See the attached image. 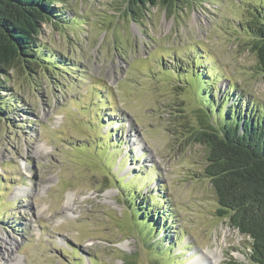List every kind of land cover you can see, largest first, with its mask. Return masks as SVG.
<instances>
[{
	"label": "rangeland",
	"instance_id": "374dc122",
	"mask_svg": "<svg viewBox=\"0 0 264 264\" xmlns=\"http://www.w3.org/2000/svg\"><path fill=\"white\" fill-rule=\"evenodd\" d=\"M54 1L59 23L37 38L48 70L0 78V264L209 263L216 249L250 264L187 139L227 112H264L244 32L264 0L138 16L124 0Z\"/></svg>",
	"mask_w": 264,
	"mask_h": 264
},
{
	"label": "trees",
	"instance_id": "16d2710c",
	"mask_svg": "<svg viewBox=\"0 0 264 264\" xmlns=\"http://www.w3.org/2000/svg\"><path fill=\"white\" fill-rule=\"evenodd\" d=\"M124 2L136 8L129 9L134 16L139 14V8L158 3L169 9L172 4L192 3L187 0ZM54 3V0H0V78L19 64L29 71L33 67L48 70L37 56V38L43 24L53 20L59 23ZM252 7L254 13H250L251 19H245L248 21L243 31L256 56L258 71L264 77V8ZM0 109L8 110L3 102ZM257 112L252 108L246 112L242 108L234 113L224 112L217 125L193 129L187 139L204 149L206 166L202 175L212 185L217 214L250 238V264H264V112Z\"/></svg>",
	"mask_w": 264,
	"mask_h": 264
},
{
	"label": "bare ground",
	"instance_id": "6f19581e",
	"mask_svg": "<svg viewBox=\"0 0 264 264\" xmlns=\"http://www.w3.org/2000/svg\"><path fill=\"white\" fill-rule=\"evenodd\" d=\"M208 254H209V256L211 257V259H210V262L209 263H207V262H205V263H203V262H201L200 260H199V258L198 257H196V258H194L192 261H190L188 264H220V258L222 257L221 255H220V252L216 249L214 252H208ZM10 258V257H9ZM12 258V257H11ZM12 261V260H11Z\"/></svg>",
	"mask_w": 264,
	"mask_h": 264
}]
</instances>
